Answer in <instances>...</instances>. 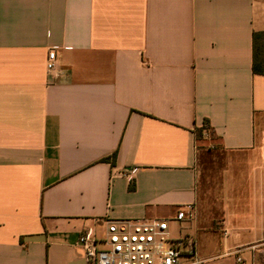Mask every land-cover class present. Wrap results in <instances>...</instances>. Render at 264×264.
Segmentation results:
<instances>
[{"label": "crops", "instance_id": "crops-1", "mask_svg": "<svg viewBox=\"0 0 264 264\" xmlns=\"http://www.w3.org/2000/svg\"><path fill=\"white\" fill-rule=\"evenodd\" d=\"M256 33L264 0H0V264H87L83 231L140 218L194 233L206 264H236L233 210L249 207L263 242L262 171L247 192L238 170L264 151ZM206 147L226 157L220 230L200 226ZM192 204L195 222L174 221ZM214 231L221 253L204 245Z\"/></svg>", "mask_w": 264, "mask_h": 264}, {"label": "built area", "instance_id": "built-area-1", "mask_svg": "<svg viewBox=\"0 0 264 264\" xmlns=\"http://www.w3.org/2000/svg\"><path fill=\"white\" fill-rule=\"evenodd\" d=\"M56 66V47H53L48 52L46 68L52 72ZM137 170L132 168L128 177ZM196 217L197 207L192 204L180 209L174 221L188 224L195 222ZM170 224L168 219L111 220L107 222L104 237L99 238L92 229H86L78 244L85 252L87 264H206L198 254L196 235L182 234L180 229L175 233ZM241 254V251L235 253L236 264H246Z\"/></svg>", "mask_w": 264, "mask_h": 264}, {"label": "rangeland", "instance_id": "rangeland-1", "mask_svg": "<svg viewBox=\"0 0 264 264\" xmlns=\"http://www.w3.org/2000/svg\"><path fill=\"white\" fill-rule=\"evenodd\" d=\"M205 154L206 156L204 162L200 164L198 183L200 226L208 225L211 223L212 219H215V228L220 230L223 226L222 210L220 206V190L222 172L226 167V157L222 151L214 147H206ZM259 158V164L255 166H239L238 168V170L241 169L239 171V174L242 175L240 180L243 182L242 184L244 187L247 188V192L251 186V182L247 176L248 174L250 176L251 170L254 169V167L257 166V169L259 172L260 170L262 171L264 177V151ZM236 169L237 166L234 167L235 171ZM252 214L253 212L251 207L247 210L245 209L244 213H242L241 210H233V225L241 227L242 229L234 233L235 235L232 234L233 237L231 236L229 238V246L235 247L236 245H239L238 247H241V249L244 250L241 255L244 257L246 264H264V245H262L264 244V241L254 244L257 241V236L255 235L256 230L253 228ZM176 226V224L172 223L173 229H178ZM229 231L231 232V230ZM211 239H214L215 243L214 245L211 243L210 246H208V243H204L206 249L209 248L208 251L210 250V253L212 254L221 253L224 247L223 238L218 234V232L214 231L213 235H211ZM213 246L215 249L214 252Z\"/></svg>", "mask_w": 264, "mask_h": 264}, {"label": "trees", "instance_id": "trees-1", "mask_svg": "<svg viewBox=\"0 0 264 264\" xmlns=\"http://www.w3.org/2000/svg\"><path fill=\"white\" fill-rule=\"evenodd\" d=\"M264 39V33L254 34V63L253 71L255 74L264 75V45L261 41Z\"/></svg>", "mask_w": 264, "mask_h": 264}]
</instances>
